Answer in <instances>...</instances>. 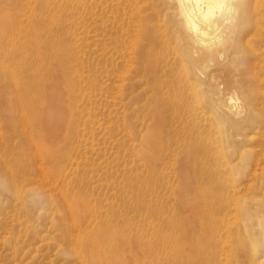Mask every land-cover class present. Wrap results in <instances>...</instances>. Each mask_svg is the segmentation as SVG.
<instances>
[{
    "label": "rangeland",
    "instance_id": "obj_1",
    "mask_svg": "<svg viewBox=\"0 0 264 264\" xmlns=\"http://www.w3.org/2000/svg\"><path fill=\"white\" fill-rule=\"evenodd\" d=\"M179 24L174 0L0 3V264H83L120 232L118 264H264L263 86L192 71Z\"/></svg>",
    "mask_w": 264,
    "mask_h": 264
},
{
    "label": "bare ground",
    "instance_id": "obj_2",
    "mask_svg": "<svg viewBox=\"0 0 264 264\" xmlns=\"http://www.w3.org/2000/svg\"><path fill=\"white\" fill-rule=\"evenodd\" d=\"M2 1L3 0H0V3ZM174 2L175 7H177V17L179 18L180 30H182L184 41L189 42L188 45L193 48L194 54H189V56L192 55V59L189 58L187 62L194 65V68L191 67L190 69L206 74H211L216 70L218 72L221 71L228 80H237L244 84L247 87V91L249 92L248 95L251 99L257 94V90L253 89V84L262 85L263 88L259 92L264 101V80L262 78L264 76H259V71L262 66L258 65L261 64L259 62L263 59V54L252 45V47H248L250 45L245 44V42L242 41V35L240 36L241 30L246 28L249 24L246 25L248 7L246 8L247 5L245 4L248 0H174ZM223 27L226 29L223 30ZM243 31H245V29ZM230 33L233 35L229 36ZM249 35L251 36V34ZM249 35H247L248 38ZM248 38L245 39L246 42L247 40L249 41ZM262 40L263 39L259 36V41ZM250 44H253V42ZM231 47L240 49L245 48L247 55H245L244 52L245 58L237 63L235 60L232 61L235 64H231L232 62L227 64L217 62L221 55L224 56L223 51H227ZM236 51L238 52L239 50L237 49ZM216 59H218L216 61L217 67L212 66L214 69L210 68L209 65L211 64L208 65L209 61ZM254 60H258L257 63H255ZM188 70L183 68L184 73L188 72ZM152 71L150 73H153ZM151 75L155 74L153 73ZM188 78L187 76L186 79L188 80ZM195 93H197V91ZM228 101L230 104L235 103L232 96L229 97ZM224 115L226 116V114ZM76 204L77 203L74 205ZM109 238L111 240L109 239L107 245L101 241L102 239H95L96 241H94V239L88 238V242L86 238L82 251L83 264H118L120 255L129 251L133 242L121 232L118 233L116 237L110 236ZM133 256L134 264H146L144 258L141 257V253H135Z\"/></svg>",
    "mask_w": 264,
    "mask_h": 264
}]
</instances>
